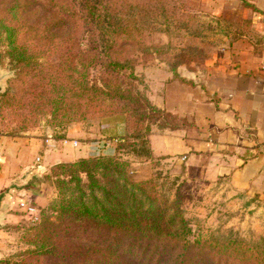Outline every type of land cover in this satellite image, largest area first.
Returning a JSON list of instances; mask_svg holds the SVG:
<instances>
[{
	"label": "rangeland",
	"instance_id": "rangeland-1",
	"mask_svg": "<svg viewBox=\"0 0 264 264\" xmlns=\"http://www.w3.org/2000/svg\"><path fill=\"white\" fill-rule=\"evenodd\" d=\"M3 2L5 0H0V19H5L16 29L21 27L28 29L33 23V17L30 15L29 18L28 14L21 15L20 12L14 13L12 17L6 11L12 0L6 7ZM132 5L140 7L138 11L141 12L142 22L150 24L149 29L153 30L145 31L142 41L136 40L123 49L121 59L129 60L132 70L126 67L117 77L115 76L114 81H119L125 87L133 84L134 92L139 91L148 97L152 88L157 89L158 78L164 73L172 76L171 81H176L172 71L174 68L177 69L179 76L180 71L194 74L204 72L211 60L218 61L221 58L223 54L221 46L230 40L240 38L237 35L239 29H243L244 26L251 27L248 18L242 19L238 16L237 0H134ZM162 6L167 11L162 12ZM135 11L132 9L131 18ZM26 42L31 48L30 36ZM190 45L198 47L191 48ZM32 48L40 51L36 50L37 53L43 52L40 47ZM80 48L83 54L88 50L90 57H93V52L91 53L90 48L86 46V42ZM77 51L74 50V53ZM5 52L6 46L2 43L0 44V82L3 87L0 92L2 136L42 139L54 150L57 143L66 144L74 137L83 142L105 139V145L115 151L98 156L109 157L118 154L121 144L127 145L125 149L119 151L121 155L119 157L130 164L132 178L136 181L153 180L160 193L170 196L171 199L179 197L185 216L191 223L192 241L217 238L238 239L255 244L264 238V223L255 218L256 211L251 209V203L244 202L242 197L229 196L226 181L211 182L202 179L195 182L196 177L190 173L188 160L154 157L152 152L151 159L142 158L136 156L133 148L129 146H140L142 139H138L137 136L138 133H143L151 151L146 126L149 125L151 133L168 130L167 126H181L183 121H187L191 128L196 127L192 120L187 117L180 119L178 115L177 117L176 114L164 110L174 114L176 118L160 115L157 120L137 125L133 117L129 118L124 103H114L113 100L102 107L95 108L94 105L87 109L85 106L80 111L82 100L74 98V94L82 92L77 88L79 72L84 70L82 61L80 66L76 64L74 66L77 68L75 82L71 80L63 82L55 78L58 65L54 58L56 55L41 59L42 66L39 69L36 66L28 67L23 73H19L20 70L15 68ZM131 72L137 80H130ZM87 73L90 83L93 84L103 75V69L94 66L90 67ZM54 83L58 85L57 88H53ZM63 86L65 88H61ZM76 101L78 107L73 108L72 105L76 104ZM81 114H86L87 118L80 117ZM207 163L208 159L205 156L201 157L202 166ZM53 167L36 181L54 190V196L48 206L45 208L34 206L37 216L24 212L17 197L14 199L7 197L8 209L0 217V264H84L86 248H91L89 253H92L87 259L96 264H147L150 260L149 254L144 260L140 250L130 251L132 239L124 237L123 234H109L106 231L99 233L97 230L84 234L82 228L76 226L67 231L64 228L66 222H61L65 224L54 227L44 234L42 229L45 219L49 216L51 222H56L55 216L48 210L58 193L52 174ZM27 185L15 184L12 189L23 190ZM74 230L73 235H68ZM42 243L55 247L56 256L46 258L41 256L39 245ZM139 243L135 241V245ZM137 254L138 256L134 257ZM159 258L158 253L155 260ZM201 259L198 260L199 264H227L225 257L207 252ZM233 262L235 261L229 260L228 264Z\"/></svg>",
	"mask_w": 264,
	"mask_h": 264
},
{
	"label": "trees",
	"instance_id": "trees-1",
	"mask_svg": "<svg viewBox=\"0 0 264 264\" xmlns=\"http://www.w3.org/2000/svg\"><path fill=\"white\" fill-rule=\"evenodd\" d=\"M9 1L3 2L5 7ZM131 2L134 3V0H12L11 5L6 7L7 14L14 17V13L20 12L21 15L28 14L29 18L31 15L33 23L28 29H16L5 19H0V44L6 46L5 53L15 68L20 70L19 73L28 67L36 66L39 69L42 66L41 59L56 55V80L75 82L77 68L74 66H80L82 61L84 70L79 72L77 83V88L82 92L74 94V98L82 100L80 111L85 106L87 109L94 105L95 108L102 107L113 100L114 103H124L129 118L133 117L137 125L157 120L160 115L174 117V114L155 106L147 95L136 90L134 92L133 84L125 87L119 81H114L115 76L126 67L132 70L129 60L121 59L123 49L136 40L142 41L145 31L153 30L149 29L150 24L142 22L141 12L138 11L140 7H134ZM132 9L136 10L132 14L133 18ZM161 10L167 11L164 6ZM29 36L31 48L26 42ZM84 42L93 52V57H90L88 50L82 53L80 47ZM33 46L40 47L43 52L37 53L38 49L33 50ZM74 50L78 51L74 53ZM94 66L101 67L103 75L91 84L87 72ZM172 71L174 78L181 83L194 84L179 76L176 68ZM129 78L131 81L137 80L133 72ZM53 86L58 87L56 83ZM74 106L78 107L77 101ZM80 117L87 118L86 114ZM189 128L187 121H183L181 126L166 127L173 131ZM145 131L149 136V125ZM2 133L0 112V135ZM137 138L142 139L140 146H129L136 156L151 159L146 136L138 133ZM120 146L118 156L80 158L53 167L52 174L58 193L48 210L55 216L56 222H51L49 216L45 219L42 229L45 235L50 229L65 224L61 222H66L64 228L67 231L76 226L82 228L84 234L97 230L99 233L106 231L109 234L125 235L132 239L130 251L140 250L144 260L149 254L147 264H199L198 260H202L205 252L225 257L227 264L229 260L235 261L233 264H264V238L255 244L238 239L192 241L191 223L185 216L179 197L171 199L160 193L153 180L133 179L130 164L119 157V151L127 145ZM135 241L140 242L139 245H135ZM55 250V247L46 243L39 245V254L44 258L56 256ZM90 250H85L84 264H96L87 259L92 254ZM158 253L160 258L156 261Z\"/></svg>",
	"mask_w": 264,
	"mask_h": 264
},
{
	"label": "crops",
	"instance_id": "crops-1",
	"mask_svg": "<svg viewBox=\"0 0 264 264\" xmlns=\"http://www.w3.org/2000/svg\"><path fill=\"white\" fill-rule=\"evenodd\" d=\"M237 3L238 16L248 18L251 27L239 29L240 38L221 46V58L211 60L204 72L180 71L194 86L164 73L157 89L149 91L155 106L189 118L196 127L153 131L148 139L154 157L188 160L195 182L226 181L227 194L250 202L255 218L264 223V0ZM105 144V139L74 137L54 150L42 139L0 135V213L8 209L9 189L11 199L45 208L54 190L36 183L37 178L59 163L115 151ZM203 156L208 159L204 166ZM15 184L28 185L16 190Z\"/></svg>",
	"mask_w": 264,
	"mask_h": 264
},
{
	"label": "built area",
	"instance_id": "built-area-1",
	"mask_svg": "<svg viewBox=\"0 0 264 264\" xmlns=\"http://www.w3.org/2000/svg\"><path fill=\"white\" fill-rule=\"evenodd\" d=\"M38 161H39V159H38ZM20 207L22 208V210L24 211V212H26V213H28V214H34V217H35V215L37 214L36 212H37V210H36V208L33 206V205H30L29 203H27V202H21L20 203ZM37 216V215H36ZM36 219H39V218H36Z\"/></svg>",
	"mask_w": 264,
	"mask_h": 264
},
{
	"label": "water",
	"instance_id": "water-1",
	"mask_svg": "<svg viewBox=\"0 0 264 264\" xmlns=\"http://www.w3.org/2000/svg\"><path fill=\"white\" fill-rule=\"evenodd\" d=\"M2 90H3V87H2L1 82H0V92H2ZM7 197H9L10 199L12 198L11 190H10L9 193L6 194V198H7ZM1 216H2V213H0V217H1Z\"/></svg>",
	"mask_w": 264,
	"mask_h": 264
}]
</instances>
